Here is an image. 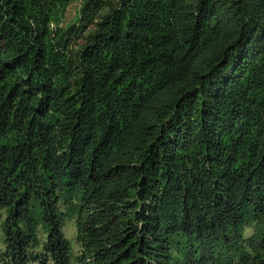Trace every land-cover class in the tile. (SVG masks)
<instances>
[{
	"label": "trees",
	"instance_id": "1",
	"mask_svg": "<svg viewBox=\"0 0 264 264\" xmlns=\"http://www.w3.org/2000/svg\"><path fill=\"white\" fill-rule=\"evenodd\" d=\"M1 212L7 264H264V0H0Z\"/></svg>",
	"mask_w": 264,
	"mask_h": 264
},
{
	"label": "rangeland",
	"instance_id": "2",
	"mask_svg": "<svg viewBox=\"0 0 264 264\" xmlns=\"http://www.w3.org/2000/svg\"><path fill=\"white\" fill-rule=\"evenodd\" d=\"M80 4L81 3L79 1H75L68 6L65 13L64 21L62 23L63 26H66L67 24H72L76 20L78 16ZM59 209L61 212H64V207L62 204L59 205ZM5 217L6 214L4 212H1L0 213V264H7V261L4 258V254L6 252V246L4 244V235L1 228L2 222L5 219ZM62 232L64 237L70 243V247H71L70 264H77L75 258L80 254L81 248L76 241L77 229L74 219L67 218L65 220ZM253 233H254V228L247 227L243 231V237L245 239L249 238ZM38 238L40 242H42L45 239V236L42 234L41 231H38ZM42 254H43L42 247H35L30 250V255H32V257L35 256L39 257V255ZM31 264H40V262L37 260L36 262H33ZM46 264H51V262L48 261L46 262Z\"/></svg>",
	"mask_w": 264,
	"mask_h": 264
}]
</instances>
